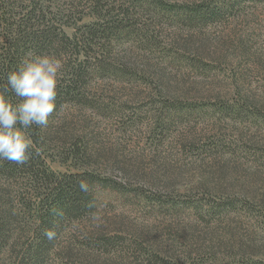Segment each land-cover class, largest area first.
I'll use <instances>...</instances> for the list:
<instances>
[{"label":"rangeland","instance_id":"rangeland-1","mask_svg":"<svg viewBox=\"0 0 264 264\" xmlns=\"http://www.w3.org/2000/svg\"><path fill=\"white\" fill-rule=\"evenodd\" d=\"M233 4L201 28L163 13L129 15L152 38L97 51L122 69L94 74L83 99L47 125L53 171L104 179L98 210L67 222L41 251L33 218L19 208L4 214L0 264H203L237 253L264 263V0ZM4 179L0 207L19 206L22 180ZM225 203L238 209L225 212ZM107 238L115 244L99 241Z\"/></svg>","mask_w":264,"mask_h":264},{"label":"trees","instance_id":"trees-1","mask_svg":"<svg viewBox=\"0 0 264 264\" xmlns=\"http://www.w3.org/2000/svg\"><path fill=\"white\" fill-rule=\"evenodd\" d=\"M237 1L203 0L177 4L170 0H0V92L6 85L7 74L16 70L23 59L33 54L55 55L62 61L63 77L57 83L56 108L49 116L50 120L65 104L83 99L84 87L94 74L104 75L107 69L116 73L122 69L118 66L107 67L104 61L106 56L98 58L97 51L110 55L117 52L114 46L123 39L152 38L136 25L139 19L130 17L132 13H163V16L169 15L171 21H183L194 25L191 28H201L208 22L222 18ZM87 11L98 15L97 22L79 26L76 20H83ZM113 11L123 16L105 14ZM71 26L77 29L73 35L67 32ZM80 55L85 59L77 62ZM6 95L10 103L18 102L11 92ZM22 131L31 142L29 160L24 165L0 161V176L5 178L4 184L11 180H22L24 189L19 192V206L5 203L3 206L7 209L0 207V219L2 224L4 214L12 213L17 208L32 217L38 234V250L41 251L61 235L67 222L82 219L98 210L96 190L97 186H104L105 181L93 171H53L46 157L50 147L47 138L51 139L48 127L32 125ZM74 146L71 152L79 154L81 146ZM80 180L88 181V193L80 191ZM3 197L0 195V201ZM223 207L225 212L238 209L234 203H225ZM241 207L246 209L248 206L242 204ZM3 226H0V245L5 236ZM46 230L55 231V238L49 240L44 235ZM99 241L104 245L115 244L112 238ZM225 260L229 261L224 264H264L238 253L230 259H221L213 254L211 259L202 261L203 264H223Z\"/></svg>","mask_w":264,"mask_h":264},{"label":"clouds","instance_id":"clouds-1","mask_svg":"<svg viewBox=\"0 0 264 264\" xmlns=\"http://www.w3.org/2000/svg\"><path fill=\"white\" fill-rule=\"evenodd\" d=\"M61 69L62 61L55 55L33 54L7 74L6 85L0 92V161L16 165L28 162L31 142L22 129L32 125L47 127L49 116L56 108L57 77ZM9 92L18 98L17 103L9 102L6 95ZM79 189L88 193V181L80 180ZM44 235L52 240L56 233L46 230Z\"/></svg>","mask_w":264,"mask_h":264}]
</instances>
